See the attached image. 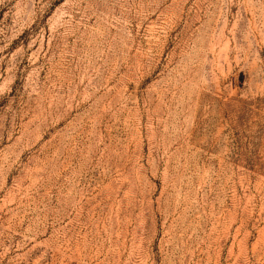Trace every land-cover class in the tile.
Segmentation results:
<instances>
[{"label":"rangeland","instance_id":"rangeland-1","mask_svg":"<svg viewBox=\"0 0 264 264\" xmlns=\"http://www.w3.org/2000/svg\"><path fill=\"white\" fill-rule=\"evenodd\" d=\"M0 264H264V0H0Z\"/></svg>","mask_w":264,"mask_h":264}]
</instances>
